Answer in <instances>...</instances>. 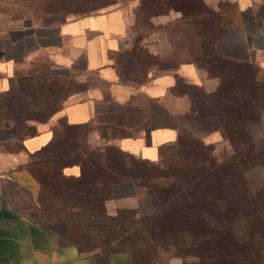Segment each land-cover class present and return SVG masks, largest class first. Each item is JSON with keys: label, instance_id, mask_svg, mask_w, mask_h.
<instances>
[{"label": "crops", "instance_id": "crops-1", "mask_svg": "<svg viewBox=\"0 0 264 264\" xmlns=\"http://www.w3.org/2000/svg\"><path fill=\"white\" fill-rule=\"evenodd\" d=\"M226 5L233 13L220 32L222 50L234 57L241 52L248 63L264 71V0H216L212 10L224 15ZM178 19L181 15L168 12L153 22L166 25ZM133 24L128 1L49 23L0 10V98L16 93L21 72L39 63L50 77L73 84L62 106L48 119L30 123L32 134L16 139L11 123L0 126V264H129L125 250L80 249L68 241L62 220L38 219L41 185L32 163L42 158L60 124L69 129L90 126L86 138L90 148L113 145L136 158L156 162L159 150L172 146L186 125L190 111L187 88L216 89L218 80L191 60L159 73L148 69L140 80L126 79L122 71L132 67L135 50L153 56L162 50L156 34L146 43H134ZM102 115L130 118L133 135L100 137V131L107 128L98 123ZM262 131L264 138V113ZM197 136L205 145L224 142L218 130ZM63 174L77 176L79 168L66 167ZM135 187L114 185L105 203L106 213L114 216L132 209L151 214L149 197Z\"/></svg>", "mask_w": 264, "mask_h": 264}, {"label": "trees", "instance_id": "trees-1", "mask_svg": "<svg viewBox=\"0 0 264 264\" xmlns=\"http://www.w3.org/2000/svg\"><path fill=\"white\" fill-rule=\"evenodd\" d=\"M160 1L168 8L172 0L146 3L155 8ZM204 15L200 12L191 17L203 59L194 63L216 78L218 86L212 92L187 88L190 111L186 119L205 132L218 130L224 142L233 148V155L224 166L214 159L207 160L203 150L214 145H205L184 126L173 145L162 147L158 161L153 162L121 152L113 145L90 148L86 141L90 126L69 129L60 124L42 158L32 163V170L40 181V201L46 194L57 206L51 214L44 212L40 219L62 220L68 241L78 248L90 252L102 248L122 249L129 255V264L133 255L168 249L172 256L191 255L198 260L197 264H202L212 260L207 255L208 247H223L238 238L242 227H253L255 233L264 229V184L252 185L244 176L253 152L249 145V125L264 113V87L253 75L237 72L233 77L231 70L237 71L233 61L220 49L205 44L213 33L212 23L201 19ZM213 36L218 37L217 33ZM137 59L134 55L133 65ZM20 91L0 98L4 117L13 125L16 138L20 128L31 119L27 109L39 102L36 90ZM98 123L107 126L99 133L102 138L134 133L129 129L130 118L125 120L122 115H102ZM169 149L172 157L181 161L183 170L174 176L176 180L165 183L161 182V172ZM69 166H78L79 174L64 175V168ZM121 183L153 187L159 206L168 205L175 197H180L181 202L167 207L161 218H154L153 212L141 215L132 209L110 216L105 203L112 196V187Z\"/></svg>", "mask_w": 264, "mask_h": 264}, {"label": "rangeland", "instance_id": "rangeland-1", "mask_svg": "<svg viewBox=\"0 0 264 264\" xmlns=\"http://www.w3.org/2000/svg\"><path fill=\"white\" fill-rule=\"evenodd\" d=\"M125 1H128L134 19L133 42L146 43L151 35L156 34L162 43L161 53L156 56L145 53L141 49L140 51L135 50V54H133L139 59L135 61V65H132V67L123 69L122 72L126 79L140 80L141 75L148 69H151L154 73L170 70L182 60L201 62L203 60L201 43L196 36L194 22L191 19L192 15H196V13L204 12L205 15L201 19L212 23L210 30L213 34H211L210 38H206L205 44L212 45L214 48L223 51L219 41L220 32L227 26L233 9L231 6L226 5L223 9L224 15L220 16L212 10L216 0H207L206 2H203V0H172L168 8H166V5L163 6L161 1L159 6L150 8V4L146 3L148 0H0V10L16 17L31 18L37 23H40L42 19L49 23L56 22L65 16L71 17L105 10ZM168 12L181 15V19L166 25L154 24V18ZM216 33L218 37H212ZM223 53L226 58L233 61V67L237 69V71L231 70L233 77L237 72L253 75L257 79L258 84L264 87V71L248 63L241 52L238 57L229 56L226 51H223ZM72 88L73 84L71 82L50 77L43 69V66H40V63L22 71L18 78L16 94L22 92L20 91L21 89L36 90V100L39 102L36 107L27 109V116L31 119L27 120L23 127L20 128L17 137L23 138L27 134L32 133L33 128L30 123L48 118L55 109L62 106L67 92ZM2 107L3 102L0 100V124L8 122L4 117ZM185 120L186 128L197 135L205 134V131L193 121L190 119ZM248 134L250 137L249 145L250 147L252 146L253 152L250 154L249 163L246 164L244 169V176L252 185L264 184V138L261 117L249 125ZM22 135L24 136L21 137ZM203 152L207 160L214 159L218 164L224 166V162L233 155V148L228 142H223L205 147ZM163 163L164 169L161 172V175H163L161 176V182L171 183L175 179L174 176L183 170L182 163L179 159L172 157L171 149L165 152ZM135 188L140 195L149 197L154 218H161L167 207L178 205L181 202L180 197H175L168 205L159 206L153 187L142 188L136 186ZM56 207L51 198L44 194L36 210L38 219L43 217L44 212L51 214ZM255 231L253 227H242L238 238L234 239L235 241L231 239V241L220 248L208 247L207 255L212 260H205L202 264H264V229L261 232L259 231V233H255ZM171 253L172 251L168 249H156L152 253L143 252L137 256L133 255L131 264L198 263V260L191 255L176 257L172 256ZM214 256L215 259H213Z\"/></svg>", "mask_w": 264, "mask_h": 264}]
</instances>
